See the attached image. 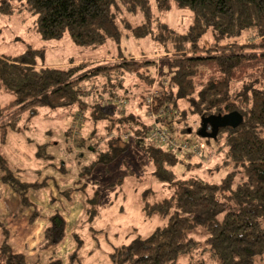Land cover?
<instances>
[{
  "label": "trees",
  "instance_id": "trees-1",
  "mask_svg": "<svg viewBox=\"0 0 264 264\" xmlns=\"http://www.w3.org/2000/svg\"><path fill=\"white\" fill-rule=\"evenodd\" d=\"M154 3L162 12L172 5L188 9L192 21L187 31L177 33L155 16L150 0H0V13L8 16L26 10L35 16L33 30L43 39L68 35L77 46H99L108 39L120 42L119 12H140L144 20L134 26L121 18L132 36L156 40L167 55L161 64L157 106L169 105L180 113L178 121L189 114L205 118L238 112L242 116L238 126L219 127L216 138H205L221 153L222 167H230L217 182L194 174L200 164L190 158L182 159L177 152L150 142L136 143L151 162V174L172 193L155 202L143 199L144 214L159 217L163 224L147 236L115 248L109 254L111 264H176L179 257L192 253H208L218 264H264V0ZM209 30L212 44L201 46L199 42ZM240 36L255 40L221 44L225 38ZM44 52V48H28L15 56L0 55V89L15 96L0 106V145L10 131L19 130L21 122L29 121L40 109L76 104L90 112L93 123L104 122L108 133H147L150 124L140 115L130 111L120 116L110 101L116 92L127 91V73L139 79L136 86L150 87L154 60H128L118 55L115 62L70 61L55 66L41 63ZM181 130L185 135L192 132L189 126ZM104 144L96 163L114 162L131 145L121 137L108 138ZM178 164L192 175L182 177L175 170ZM0 169L4 171L0 180L21 194L36 185L18 179L1 155ZM199 224L205 227L201 240L190 236ZM47 236L52 240V227ZM0 264L41 263L29 262L5 240L0 245ZM45 264L62 262L50 259Z\"/></svg>",
  "mask_w": 264,
  "mask_h": 264
},
{
  "label": "rangeland",
  "instance_id": "rangeland-1",
  "mask_svg": "<svg viewBox=\"0 0 264 264\" xmlns=\"http://www.w3.org/2000/svg\"><path fill=\"white\" fill-rule=\"evenodd\" d=\"M150 5L155 16L174 31H187L192 21L188 9L172 5L169 11L162 12L154 0H150ZM118 14L120 42L108 39L99 46H77L68 35L61 39H43L33 30L35 16L29 11L8 16L0 13V55L15 56L28 48H44L41 63L55 66H63L70 61L94 64L105 63L106 60L115 62L119 55L128 60H154L155 67L150 71L160 77L161 64L167 56L162 52V44L150 37L132 36L122 21V18L126 19L134 26L143 22V15L127 11ZM247 40L254 41L255 38H225L221 44H240ZM212 41L209 30L199 43L209 47ZM138 80L134 74L127 73L124 83L127 91L116 92L119 95L115 94L110 102L120 116L133 111L141 116L143 122L150 124L145 95H142L150 87H143L141 92L143 84L135 85ZM164 83L168 84L167 79ZM82 88L89 90L90 87L83 84ZM136 92H140L141 97L139 94L135 98L129 97L128 106L118 108V101ZM14 98L13 92L0 89V106ZM81 98L84 99V96ZM137 105L140 106L137 108ZM156 106V101L155 110L162 105ZM182 118L178 122L181 127L192 128L186 136L200 144L203 156L207 158L201 161V158L187 156L190 162L200 164L193 169V173L209 182L219 181L230 167H222V155L216 152L212 141L197 135L200 118L190 114ZM20 126L19 130L8 133L6 142L0 145V155L18 179L36 185L29 186L21 194L9 183L0 180V245L6 240L31 263L38 262L37 258L32 260L31 253L35 252L36 255L50 256L47 261L59 259L62 264L71 260L73 264H111L109 254L115 248L145 237L162 226L163 220L159 217L144 214L143 199L148 197L150 202H155L169 197L172 192L168 185L151 174V162L137 145L145 143L143 140L132 136L126 140L131 144L127 152L112 163L99 164L95 162L96 156L103 150L105 141L114 137H110L104 122L93 123L90 112L80 109L78 104L65 108H42L29 121L21 122ZM175 170L182 177L192 175L181 164ZM3 172L0 169V175ZM40 224L43 225L40 242L33 246L30 240L36 239L34 230ZM21 226H24L25 232L19 243L15 239L21 234ZM49 227L53 230L52 240L47 236ZM204 233V225L199 224L190 236L201 240ZM176 264H218V261L208 253H192L179 257Z\"/></svg>",
  "mask_w": 264,
  "mask_h": 264
},
{
  "label": "built area",
  "instance_id": "built-area-1",
  "mask_svg": "<svg viewBox=\"0 0 264 264\" xmlns=\"http://www.w3.org/2000/svg\"><path fill=\"white\" fill-rule=\"evenodd\" d=\"M159 80L160 77L156 73L154 82L148 89V92L143 91V88L141 90V92L143 91L142 95H145V106L148 108L149 116L151 117L150 128L147 133L144 136H134L128 132L121 133L120 135L111 132L110 137H121L122 140L126 141L133 136L144 142H150L154 145L162 146L167 150L177 152L182 159H187L188 155L201 158V161L207 159L203 156L200 144L189 139L181 132L182 127L177 120L180 113L174 112L169 105H162L158 109H154L157 97L161 96V89L155 86ZM139 93L126 95L123 100L118 101V108L124 107L129 97L135 98ZM139 95L141 96V94Z\"/></svg>",
  "mask_w": 264,
  "mask_h": 264
},
{
  "label": "water",
  "instance_id": "water-1",
  "mask_svg": "<svg viewBox=\"0 0 264 264\" xmlns=\"http://www.w3.org/2000/svg\"><path fill=\"white\" fill-rule=\"evenodd\" d=\"M242 122V116L238 112H231L223 116L200 118V127L197 135L202 138H216L219 127H236ZM209 124L210 131L206 130ZM190 132V130L188 131Z\"/></svg>",
  "mask_w": 264,
  "mask_h": 264
},
{
  "label": "crops",
  "instance_id": "crops-1",
  "mask_svg": "<svg viewBox=\"0 0 264 264\" xmlns=\"http://www.w3.org/2000/svg\"><path fill=\"white\" fill-rule=\"evenodd\" d=\"M135 91H137V90H135ZM136 93H138V92H136ZM140 94V93H139ZM140 96V95H139ZM141 97V96H140ZM127 100H129V99H127ZM126 100V101H127ZM25 224V223H24ZM42 230H43V225H37L36 226V228H35V230H34V233L36 234V239H32V242H31V240H30V244L32 245L33 244V246H35L34 244L35 243H37V241L38 242H40V235H41V232H42ZM20 231H21V234H19L18 235V237L15 239V241L16 242H19V243H21L22 242V235H23V233L25 232V228H24V226H21V229H20ZM28 239H30V238H28ZM28 239H27V241H28ZM32 254V260H35V258H37V261L39 262V263H41V264H45V262L48 260V258L50 257V256H47V255H45V254H39V255H36L35 254V252H33V253H31ZM48 262V261H47ZM46 262V263H47Z\"/></svg>",
  "mask_w": 264,
  "mask_h": 264
},
{
  "label": "flooded vegetation",
  "instance_id": "flooded-vegetation-1",
  "mask_svg": "<svg viewBox=\"0 0 264 264\" xmlns=\"http://www.w3.org/2000/svg\"><path fill=\"white\" fill-rule=\"evenodd\" d=\"M208 126H209V124H207V126H206V130H207V131H210V130H208Z\"/></svg>",
  "mask_w": 264,
  "mask_h": 264
}]
</instances>
